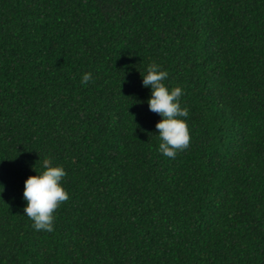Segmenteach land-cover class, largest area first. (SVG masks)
Listing matches in <instances>:
<instances>
[{"label":"trees","instance_id":"trees-1","mask_svg":"<svg viewBox=\"0 0 264 264\" xmlns=\"http://www.w3.org/2000/svg\"><path fill=\"white\" fill-rule=\"evenodd\" d=\"M152 63L189 111L175 159ZM46 158L51 233L23 215ZM0 264H264V0H0Z\"/></svg>","mask_w":264,"mask_h":264},{"label":"clouds","instance_id":"clouds-1","mask_svg":"<svg viewBox=\"0 0 264 264\" xmlns=\"http://www.w3.org/2000/svg\"><path fill=\"white\" fill-rule=\"evenodd\" d=\"M142 78L143 87L151 89L149 110L162 118L155 130L160 141L158 154L175 159L179 152L187 150L191 142L187 122L189 111L181 105L183 89L166 86L164 82L169 79V73L157 63L150 64ZM90 82L95 83L92 73L84 74L81 83L87 87ZM42 168L41 172L35 169L37 174L25 181L23 200L26 207L23 215L33 222L36 232L51 233L55 230L54 213L70 199L63 184L67 172L62 166H54L49 158L44 159Z\"/></svg>","mask_w":264,"mask_h":264}]
</instances>
